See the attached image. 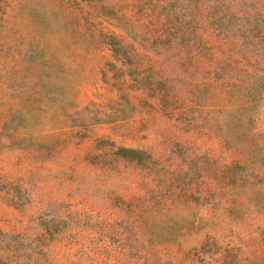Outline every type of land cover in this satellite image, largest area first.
<instances>
[{
  "label": "rangeland",
  "instance_id": "1",
  "mask_svg": "<svg viewBox=\"0 0 264 264\" xmlns=\"http://www.w3.org/2000/svg\"><path fill=\"white\" fill-rule=\"evenodd\" d=\"M0 264H264V0H0Z\"/></svg>",
  "mask_w": 264,
  "mask_h": 264
}]
</instances>
